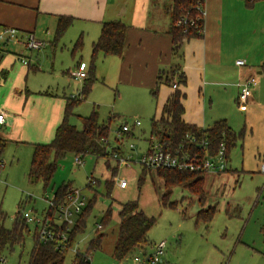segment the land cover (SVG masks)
<instances>
[{"label":"rangeland","instance_id":"1","mask_svg":"<svg viewBox=\"0 0 264 264\" xmlns=\"http://www.w3.org/2000/svg\"><path fill=\"white\" fill-rule=\"evenodd\" d=\"M71 31L58 40L56 52L50 50L48 42L44 50L34 53V59L46 67L49 73L46 77L53 82L55 93L60 89L62 97H83L86 80L75 81L69 70L72 73L80 67L89 79L94 77L91 92L74 108L69 122L80 130L82 118L90 116L94 110L101 122L117 116L111 123L108 140L109 149L116 148V152L108 160L85 156L80 166L75 163L76 155L68 153L59 162L52 184L45 190L42 182L31 183L28 179L34 154L30 147L7 143L0 158V211L6 216L4 227L13 228L19 211L43 219L50 206L47 199L52 200L55 191L65 183L86 196L84 209L93 199L95 204L86 217L85 231L65 253L64 264H73L77 251L86 254L98 231L105 234L103 248L91 253L90 264H147L135 258L143 259L144 253L154 254L161 242L166 243L164 264H264V173L260 170L264 165V108L248 107L245 111V106L235 100L212 104V112L223 106L231 124L237 128L233 130L242 138L230 154L232 170L204 174V208L217 206V212L211 223H197L196 214L202 207L188 190L179 186L173 189L171 202H176L177 207L171 208L162 205L164 181L156 170H149L144 184L139 185L143 169L141 159L148 151L151 137V120L160 116L161 103L151 90L137 84V68L121 69L123 60L99 54L93 66V49L90 45L85 48V42L82 51L73 53L74 47H69ZM162 84L167 85L165 81ZM135 121H139L140 126H131ZM124 123L131 126L134 136L124 137L120 131ZM110 168L117 170L114 179ZM91 177L99 183L93 188L89 185ZM110 179L114 183L108 196L107 181ZM122 181L127 184L125 188L120 186ZM129 201H137L148 217L156 219V225L149 232L151 244L145 251L135 250L123 261H118L113 251L119 232V212L121 205ZM108 209L112 210V219L99 230L98 225L103 223ZM80 214L73 216L75 223ZM54 221L61 223L58 214ZM35 224L28 223L31 234L27 235L24 245H15L2 252L0 264H29L35 243Z\"/></svg>","mask_w":264,"mask_h":264},{"label":"crops","instance_id":"2","mask_svg":"<svg viewBox=\"0 0 264 264\" xmlns=\"http://www.w3.org/2000/svg\"><path fill=\"white\" fill-rule=\"evenodd\" d=\"M172 3L173 0H0V32L14 28L19 41L0 45V109L6 113L0 138L6 145L30 147L33 153L34 145L54 139L64 120L69 97L60 96V89L54 92L46 67L34 59V53L41 51L29 53L23 45L33 35L45 41V47L49 42L50 50L56 52L59 44L55 32L60 17L73 19L68 30H73L69 47H74L80 36L85 48L93 46L104 23L122 22L128 27L123 56L108 57L123 60L124 71L137 68V84L151 91L160 74L163 82L177 68L174 81L178 83V74L186 78V84L178 88L186 95L184 120L202 129L226 120L237 131L223 106L213 112L211 108L214 102L237 101L240 82L251 76L257 77L258 84L244 109L264 108V0H204L203 33L185 41L179 54H173L169 34L172 21L167 8ZM21 56L28 58L30 65H24ZM238 60L245 65L238 66ZM163 85L156 96L161 103L160 114L175 91Z\"/></svg>","mask_w":264,"mask_h":264},{"label":"trees","instance_id":"3","mask_svg":"<svg viewBox=\"0 0 264 264\" xmlns=\"http://www.w3.org/2000/svg\"><path fill=\"white\" fill-rule=\"evenodd\" d=\"M204 0H173L170 8L167 9L171 17V27L169 34L172 36L173 54H179L185 41L199 37L204 29V16L201 8ZM182 18H186V23L178 25ZM73 25L71 17H60L55 32V41L60 40L69 28ZM128 27L122 22L104 23L99 39L92 46V60L94 66L98 55L122 57L126 45V34ZM84 48V38L80 36L75 42L73 53L80 52ZM178 69H172L170 75L163 80L167 85L174 82L173 75H176ZM178 85H185L186 78L183 74H178ZM161 74L157 79L156 88L152 91L154 97L157 96L159 86L162 83ZM94 83L93 78H87L83 88V99H68L65 109V117L61 125L57 128L54 139L47 144L34 145V154L31 167L28 173V179L31 183L42 182L46 190L53 181V178L59 168V162L65 158L68 153H74L76 156L84 158L93 155L97 158H105L108 160L116 148L109 149V136L111 123L117 119V116L109 118L108 122H101L99 114L96 110L88 117L82 118V129H78L69 122L70 116L73 114L74 108L79 105L89 95ZM186 95L176 89L168 98L162 108L160 116L151 120V137L157 138L164 144L166 149L176 151L180 147L184 152L189 151L192 154L205 152H218L222 146H225L227 157L230 160L231 151L236 147L238 139L242 138L240 133L235 132L226 120H219L214 123L211 128L202 129L196 125L187 123L184 120L185 107L183 100ZM124 137L134 136L131 131L123 132ZM196 139L200 144L203 141L208 142V147L201 149L192 142ZM6 148V142L0 138V158ZM118 150V149H117ZM111 160V159H110ZM109 169V161H107ZM112 177L116 174V168H110ZM229 171V170H228ZM149 169L143 167L142 174L139 179V185L145 182ZM157 174L164 181V194L161 202L165 207L176 208V202H171V196L175 187H182L188 190L198 199L201 209L196 214V222L209 224L214 219L217 206H209L204 208L206 204V191L204 188L205 173L160 169L156 170ZM113 181H107L108 196L111 194ZM89 185L93 188L97 186ZM89 186V187H90ZM71 184H62L52 198L53 205L49 206L43 218L44 225L49 224V229L54 232L55 240L49 243H43L40 239V226L35 224L34 247L30 254L29 264H64L65 253L73 248L76 237L83 233L86 229V217L90 214L95 204V199L89 202L84 211L80 214V219L75 223L71 230H67V223L60 224L54 221V217L58 214L60 207L67 204L68 196L72 190ZM96 198V197H95ZM23 214L19 211L15 224L12 229L4 227L6 216L0 211V261L1 254L6 248H13L15 245H24L27 235L31 234L30 227ZM112 219V210L105 212L103 223L104 229ZM119 232L115 243L113 257L118 261H123L135 250L145 251L150 245L149 232L156 225V219L148 217L139 206L137 201H129L121 205L119 212ZM100 230V229H99ZM264 234V226L262 227ZM67 235V239L63 240L62 235ZM105 234L100 233L89 243L86 254L77 251L73 264H90V255L93 252L103 248V240ZM146 255V253H144Z\"/></svg>","mask_w":264,"mask_h":264},{"label":"built area","instance_id":"4","mask_svg":"<svg viewBox=\"0 0 264 264\" xmlns=\"http://www.w3.org/2000/svg\"><path fill=\"white\" fill-rule=\"evenodd\" d=\"M253 1V0H248ZM204 3V2H203ZM201 12L204 16L203 5ZM186 18H182L178 25L185 24ZM18 31L14 28H3L0 32V45L2 43H7L9 41H18L17 39ZM19 42V41H18ZM24 49L29 53L41 51L46 42L35 38L33 35L28 36L24 41ZM21 62L24 65H30L28 58L21 56ZM238 66H244L245 62L243 60L236 61ZM72 79L75 81H84L87 79L88 75L86 72L81 69L74 71L70 74ZM258 79L255 76L248 77L240 82V93L238 96V104L246 105L249 99L252 97L253 89L257 86ZM177 82L172 84V87L176 90L179 88ZM77 97L72 96V99ZM6 124V113L0 109V132L3 126ZM131 126H140L139 121H135ZM131 126L128 123H124L120 129L122 132H128L131 130ZM198 148L208 147V142L203 141L201 144L196 139L192 140ZM133 149L134 146L132 145ZM202 150V149H201ZM195 153L192 154L189 151L184 152L180 147L176 151H171L164 147V144L157 140V138H152L147 153L142 157L141 164L143 167L149 170H160V169H171V170H181V171H191L198 173H224L230 169V160L227 157L225 146H222L221 149L216 153ZM76 165H83L84 161L81 156H76L75 158ZM261 171L264 173V165L261 167ZM97 180L94 177L89 179L91 185H95ZM121 188L127 186L125 181H122L120 184ZM86 196L82 193L81 190L72 189L71 193L68 196L67 204L60 207L58 210V215L61 222L67 223V230H71L75 225L73 216L80 214L84 207L86 206ZM48 204L53 205L51 199H47ZM24 218L28 223H36L40 226V239L43 243L53 242L55 240V234L49 229V224L44 225L43 219L32 217L29 213L23 214ZM98 229H102L101 225H98ZM62 239L66 240L67 235L64 233ZM166 243L161 242L156 246V251L152 255H145L143 259L135 258L139 263L147 264H164L163 257L165 255Z\"/></svg>","mask_w":264,"mask_h":264}]
</instances>
